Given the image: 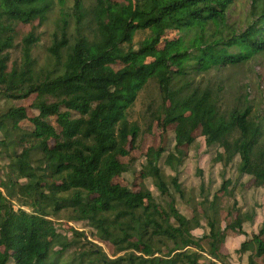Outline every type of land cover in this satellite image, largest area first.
<instances>
[{"label":"trees","instance_id":"obj_1","mask_svg":"<svg viewBox=\"0 0 264 264\" xmlns=\"http://www.w3.org/2000/svg\"><path fill=\"white\" fill-rule=\"evenodd\" d=\"M67 1L58 3L61 18L44 52L39 29L54 0H0V100L34 95L31 106L39 112L29 117L16 105L0 112L7 160L0 176V264H232L221 251L227 233L245 234L243 224L255 212L229 210L223 228L219 193L231 185L225 179L198 202L202 214L194 209L187 217L176 207L178 177L164 168L179 171L185 155L178 148L194 145L201 128L215 162L249 175L248 187H264V112L254 110L245 89L235 95L222 78L198 79L264 52V0H248L245 28L227 35L223 29L231 27L229 13L239 0H94L92 8L85 0ZM85 26H93L92 37ZM139 30L149 34L135 46ZM153 83L159 98L147 103L142 131L130 109ZM27 118L32 128L21 125ZM156 121L174 125L175 145L150 146L143 172L169 197L167 217L148 188L136 190L123 176L122 158ZM54 219L86 221L115 255L125 254L109 258L91 248L82 230L59 233ZM202 219L206 228L197 237L193 230ZM263 236L264 225L236 250L247 264L264 258ZM72 246L77 258L66 263L62 253Z\"/></svg>","mask_w":264,"mask_h":264},{"label":"rangeland","instance_id":"obj_2","mask_svg":"<svg viewBox=\"0 0 264 264\" xmlns=\"http://www.w3.org/2000/svg\"><path fill=\"white\" fill-rule=\"evenodd\" d=\"M54 8L49 14L48 20L40 27V32L42 33V39L39 45L45 52V47L48 45L53 30L55 29V24L61 18V9L58 3L60 0H54ZM85 5L88 8H92L94 0H85ZM72 0L67 1V5H71ZM249 7L248 0H239L236 5H234L231 10L229 23L231 27L224 28V34H228L230 31L242 30L245 28V19L247 16V8ZM67 10V9H66ZM75 22L72 20L70 23L69 33L74 29ZM93 26H85V31L92 37ZM29 26H23L22 31H27ZM148 30H139L134 36V44H138L148 36ZM178 32L172 31L169 33L171 38L177 37ZM236 47H232L230 51H235ZM212 77L214 80L222 78L225 86L230 93L234 91L235 95L241 94L244 89L247 91L249 99H252L254 103V110H258L260 113L264 112V52L257 55L255 58L249 60L246 63L233 66V67H223L218 73L216 70H211L210 73H201L198 75V79L207 80ZM246 85V86H245ZM156 85L153 83L148 91H144L138 99L136 100L134 106L130 109L131 120H139L142 131H144L148 125V115L144 112L146 105L151 99L155 100L159 98ZM228 95V100L225 96V101L230 103L229 99L232 94ZM150 95V96H149ZM34 99V95L29 96L23 100L10 101L0 100V112L7 109L11 105L25 107L29 117H33L39 112L37 109L31 106ZM48 121L56 125V118L50 116ZM21 125L27 128H32L33 124L27 119L21 121ZM194 137L196 143L190 148L187 146H180L178 148L185 155L183 164L179 167V171L175 172L169 167H165L164 170L168 176L177 175L178 181L181 184L182 193L176 194V207L187 217H192L194 214V209L198 213L202 214L203 210L198 204L202 201L207 194L209 198L221 187L222 182L225 179H230L231 185L228 186L225 193H219L218 204L220 206V218L223 228L231 220L229 215V210H235L236 207H240L245 211L255 212L252 221L245 222L243 224V229L245 234L235 235L233 231H228L227 238L221 247L222 253L230 256V262L232 264H247V255L240 256L236 253L239 249L243 240L254 238L255 234L259 233L260 228L264 225V187L251 188L248 187V181H251L249 175L241 178L239 173L235 169L234 165H228L224 168L223 164L220 162H215L213 160V153L210 152L206 145L207 135L201 130V128L196 129L194 132ZM175 132L174 125H170L167 128L163 127L162 121L154 122L152 126V133L142 132L138 147L132 149L130 154L122 158V162L126 171L123 176L134 185L136 190L148 188L152 195L158 202V207L162 211L163 216L167 217L169 215L167 202L169 197L161 196L160 191L154 185L150 177H146L143 172V166L146 164L145 153L150 146L157 147L162 145L166 150H171L175 143ZM238 162V160H236ZM7 165V160H5V155L0 151V176ZM162 166V164H161ZM163 167V166H162ZM223 173V174H222ZM23 181V179H22ZM117 181L121 182L118 178ZM5 193V189H2ZM14 208L17 209L20 205L13 201ZM26 208V207H25ZM28 209V208H26ZM55 226L59 233L65 236L71 237V228H75L79 231H84L86 233L87 240L92 243L91 248L98 250L99 248L108 255L109 258H115L117 256L125 254V252H120L115 255V249L113 245L104 241L97 236H94L91 232L92 230L86 225V221H67L66 219H54ZM202 226L193 230V234L200 237L204 229L206 228V222L202 219ZM264 239V236H263ZM78 249L75 246L69 247L62 253L61 259L65 260L66 263H72L78 255ZM264 258H258V264H263Z\"/></svg>","mask_w":264,"mask_h":264},{"label":"crops","instance_id":"obj_3","mask_svg":"<svg viewBox=\"0 0 264 264\" xmlns=\"http://www.w3.org/2000/svg\"><path fill=\"white\" fill-rule=\"evenodd\" d=\"M234 234H235V235H239V234H237V233H235V232H234ZM228 235H229V234H228ZM228 235H227V236H228ZM243 236H244V234H243ZM244 237H245V236H244ZM226 238H227V237H226ZM248 239H250V237H248ZM225 240H226V239H225ZM243 241H245V240H243ZM239 248H240V247H239Z\"/></svg>","mask_w":264,"mask_h":264}]
</instances>
